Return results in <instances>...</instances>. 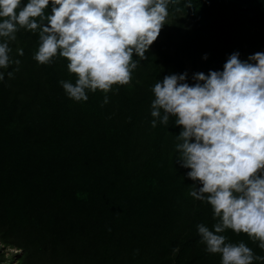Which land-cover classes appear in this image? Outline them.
Instances as JSON below:
<instances>
[{"label": "rangeland", "instance_id": "374dc122", "mask_svg": "<svg viewBox=\"0 0 264 264\" xmlns=\"http://www.w3.org/2000/svg\"><path fill=\"white\" fill-rule=\"evenodd\" d=\"M232 2L228 8L216 0L212 3L174 0L169 5V15L158 38L147 50V59L133 71L132 81L114 85L113 91L107 93L89 91L87 101L70 98L59 84L61 79L75 82L77 78L68 70L67 59L57 56L52 64H39L33 58L39 33L20 28L17 40L10 42L12 55L22 62L19 71L14 77L6 75L5 80L0 81L7 94L8 126L21 131L27 140L38 141L35 149L41 146L47 149V145L56 148L57 136L65 132L67 142L59 159L61 164L68 165L72 162L71 150L97 156L100 146L95 142L93 132L103 131L104 127L110 132L114 130L112 125L120 123L113 136L120 135L119 144L122 145L133 103L140 99L144 106L136 105L137 120L131 129H134L131 137L132 141H141L142 150L147 148L151 154L154 140L148 133L154 128L151 125V101L154 99L152 86L157 79L187 70L189 82L194 83L191 79L194 72L222 69L224 64L221 62L225 63L234 51H239L241 59H247L249 54L264 50V0ZM235 12L239 19L237 27L243 36L242 45H238L233 35ZM18 48L24 49L22 56L17 53ZM204 53L209 54L207 59L203 58ZM16 67L13 64L0 71L7 73ZM117 87L118 92L114 90ZM105 95L110 97L106 104ZM169 126L173 133L174 127L175 132L176 129L181 131V126ZM54 137L53 141H46ZM175 143H172V149ZM66 144L71 149H66ZM163 147L168 145L163 143ZM173 153L174 150L171 155ZM55 155L57 158V153ZM5 156L0 145V264H220L219 253H209L205 244L188 240L193 233L192 203L197 199L189 195L194 183L186 175L190 169L183 167L179 159L178 178L185 185L183 195L179 192L174 197L176 203L173 201L165 207H159V198L140 197L138 203L135 202V211L148 220L132 219L131 229L128 227L129 230L119 237L97 223L80 231L61 221L64 211H69L72 206H83L93 197V193L87 191L90 182L79 169H74V165L60 168L58 177L40 173L32 180L30 161L25 163L27 167L16 169L13 164L6 165ZM22 157H28L27 152H23ZM47 157L46 164L52 166L56 161L51 160V155ZM142 161L143 158L140 166ZM14 171L29 173L16 179L9 178ZM105 183L104 179L100 180L102 187L108 185ZM108 197L104 198L105 204L115 202L120 205L121 200L114 201L113 194ZM157 208L163 212V222L157 223L156 228L153 210ZM173 219L174 223L161 226ZM144 234L151 238H143ZM225 234L232 242L245 240L257 252L264 253L258 238L253 240L246 233L237 234L230 229ZM250 264H264V260L258 258Z\"/></svg>", "mask_w": 264, "mask_h": 264}, {"label": "clouds", "instance_id": "9594fccd", "mask_svg": "<svg viewBox=\"0 0 264 264\" xmlns=\"http://www.w3.org/2000/svg\"><path fill=\"white\" fill-rule=\"evenodd\" d=\"M173 2L0 0V69L17 66L0 71V81L19 71L22 62L12 55L10 42L25 28L39 33L33 56L39 64H52L57 56L67 59L77 78L59 84L70 98L87 101L89 91L107 93L114 85L129 84ZM16 51L24 54L23 48ZM191 79L194 83L185 70L156 80L151 125H169L175 117L181 126L175 147L194 181L189 195L210 204L216 218L211 227L204 222L196 226L205 250L219 253L220 264L264 260V253L245 240L232 242L225 234L227 229L243 232L264 247V50L247 59L234 51L222 69L197 71ZM109 101L105 95L104 103Z\"/></svg>", "mask_w": 264, "mask_h": 264}, {"label": "trees", "instance_id": "16d2710c", "mask_svg": "<svg viewBox=\"0 0 264 264\" xmlns=\"http://www.w3.org/2000/svg\"><path fill=\"white\" fill-rule=\"evenodd\" d=\"M205 1L212 3L214 0ZM216 2L228 8L229 5H233L232 0H216ZM238 21V15L235 12L233 35L237 38L238 45H242L240 41L243 40V36L239 33L240 28L237 27ZM221 63L224 64V62ZM6 96V90L3 88L2 84H0V145L2 146L3 152L6 153L4 159L6 165L13 164L17 169V167H27L25 163L30 161L31 163L28 165H32L33 167L30 172V178L32 180H36L40 173H47L51 177L52 175L58 177L57 174L60 168L74 165V169H79L83 176L90 182V187L87 191L89 190L91 195L93 193L91 201L83 206H72L69 211H64V214L61 216V221H63L64 224L78 227V229L82 231L97 223L100 226H104L103 228L107 232L120 237L124 235L128 227L131 229L130 226L133 224L132 219L148 220L139 212L135 211V202L138 203L137 200H139L140 197L151 196L159 198V207H165L168 203H173V201L176 203L174 197H176L179 192H181V196L183 195L182 189H184L183 187L185 185L182 182L180 183L178 178L181 168H178L180 167V164L177 163L179 151L175 147L179 142L177 139L179 131L176 129L175 132L174 127L173 133L169 126H177L174 123V119L170 117L169 125L158 123L157 126L152 129L153 132L148 133L149 138L154 140L150 148L151 154L147 152V148L142 150L141 141H132L131 136L134 129H131L136 126L137 120V111L135 108L136 105L139 106L140 103L144 106L143 100L141 101L138 99L133 103L131 120L124 127L127 133L125 134L124 132L125 135L122 145L119 144L120 135L113 136V134L119 130L118 125L120 123L112 125L114 130L110 132L106 131L104 127L103 131L93 132L95 134L93 135L95 142L100 146L97 156L92 157L81 150L77 153H73V150H71L72 162L66 165V163L61 164L59 159V157L63 155L62 149L67 142V135L65 132L57 136L56 148L47 145V149L44 146L35 149L34 147L38 145V141H29L23 136L21 131H17L8 126L10 113L8 104L6 103ZM127 99L132 102V99L128 97ZM55 137L46 141H53ZM46 141L43 143L47 144ZM174 142L176 143L174 144V149H172L171 146ZM163 143H166L168 147L164 148ZM66 149H71L70 145L66 144ZM171 149L174 150L172 155ZM39 151L41 154H39ZM23 152H27L28 157H22ZM55 153H57V158ZM44 154L47 156L51 155V160L56 162L53 163L52 166H48L46 162L49 157ZM141 158H143L142 166L139 164ZM22 161H25L24 164H22ZM28 173L29 171H14L9 178L16 179L20 175V177H22L28 175ZM102 179L105 180V184H108L107 186L102 187V185H100V180ZM110 194L114 195V201L118 202L121 200L120 205L115 202L109 205L105 204L104 198L108 199ZM180 197H178V199ZM193 209L194 212L192 214L193 218L191 223L193 233L189 235L188 240L191 242H201L196 227L197 224L204 222L211 227L216 222V218L213 216L211 205L205 201H195L194 204L192 203V210ZM154 213V221L157 228V223L160 224L163 222L161 217L163 212H159L157 208L153 210V214ZM157 213H159V216ZM173 221L174 219L170 220V222H164L161 226L174 223ZM230 231L233 230L230 229ZM146 236L147 235L144 234L142 237L145 238ZM150 238L151 236H147L146 239Z\"/></svg>", "mask_w": 264, "mask_h": 264}]
</instances>
